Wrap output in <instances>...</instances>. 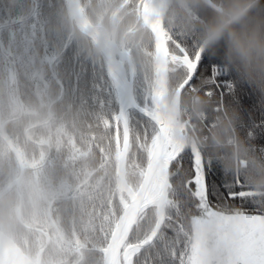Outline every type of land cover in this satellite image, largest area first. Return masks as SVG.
Segmentation results:
<instances>
[{"label":"trees","instance_id":"1","mask_svg":"<svg viewBox=\"0 0 264 264\" xmlns=\"http://www.w3.org/2000/svg\"><path fill=\"white\" fill-rule=\"evenodd\" d=\"M94 24L112 31L117 14L116 42H125L135 65V96L143 102L155 69L154 35L140 28L142 0H80ZM182 1V0H181ZM256 0H175L164 29L173 40L198 47L230 18ZM127 2V3H126ZM131 30V31H129ZM74 31V36H72ZM112 33V32H111ZM124 38V39H123ZM229 65L244 93L243 110L225 101L217 111L216 98L200 92L199 109L215 125L222 145L212 138L195 149L220 169L229 181L243 182L264 195V140L250 141L240 131L243 119L259 123L264 117V12L260 1L246 16L228 26L206 48ZM147 77V80L145 79ZM183 80L179 66L170 63L172 98ZM117 89L100 47L72 22L66 0H0V124L16 145L28 169L20 189L0 197V229L30 259L39 250L43 264H97L99 230L107 210L119 202L118 140L107 122L119 112ZM184 103V98L181 104ZM52 114V118H50ZM130 111V123L139 117ZM237 139V156L231 141ZM128 155L126 178H137ZM245 160L246 165L240 162ZM20 173L18 157L1 135L0 193ZM22 195V198H20ZM22 203V216L17 215ZM106 227V226H105Z\"/></svg>","mask_w":264,"mask_h":264},{"label":"snow or ice","instance_id":"2","mask_svg":"<svg viewBox=\"0 0 264 264\" xmlns=\"http://www.w3.org/2000/svg\"><path fill=\"white\" fill-rule=\"evenodd\" d=\"M260 4L264 12V0ZM153 32L157 79L149 83L138 119L130 123L121 112L107 122L125 160L135 152L130 167L137 183L122 189L118 204L104 214L97 264H210L213 243L230 249L227 264H264V195L183 148L174 120L160 113L166 85L158 77L170 62L178 65L180 88L215 97L218 109L227 101L242 111L251 89L224 70L218 55L173 40L163 28L153 26ZM246 115L240 131L247 128L250 141L264 140V117L249 123Z\"/></svg>","mask_w":264,"mask_h":264},{"label":"water","instance_id":"3","mask_svg":"<svg viewBox=\"0 0 264 264\" xmlns=\"http://www.w3.org/2000/svg\"><path fill=\"white\" fill-rule=\"evenodd\" d=\"M175 0H143L142 10H141V19L143 20L142 28H147L148 30L152 31L154 35L155 41V34L153 32V26L157 28H163L164 31V24L166 21V17L171 10V6L173 5ZM260 0H256L250 5H248L245 9L240 11L235 15V17L230 18L223 24L215 33L205 38V41L201 44L200 48L206 51V48L212 44L213 41L216 40V37L220 35L222 32L226 30V28L238 20L246 16L247 12H249L253 7L258 5ZM68 12H70V17L73 23H75L76 27L84 34L90 36L95 44H97L102 53L104 54L107 65H108V72L112 76L114 84L117 89V97L119 98L118 101V108L120 114L123 112L129 118V111L134 108L138 111L139 104L136 100V96L134 94L135 85V65L133 64L132 55L129 53L125 48V42L122 40V45L119 46L116 43V35H117V14L121 11L122 7L118 9L117 13L113 18V28L112 33H110L102 23L94 24L90 21L87 12L84 11L82 6V2L80 0H66ZM127 3V2H126ZM131 31V30H129ZM167 32V31H166ZM72 36H74V31H72ZM124 39V38H123ZM155 69H154V80L157 79L156 77V68L159 63L156 56L154 59ZM129 65V70L127 68ZM169 77H170V63L166 66V68H161L158 79L163 81L166 85L164 96L160 103V113L165 118H172L177 125V135L180 143L183 145V148L186 150V141L183 133V129L181 126V99L182 93L185 89H181L180 87L175 91V95L170 99L169 94ZM139 112V111H138ZM52 114H50V118ZM130 120V118H129ZM1 125V135L5 138L7 144L11 147L13 152L16 154L19 160V165L21 166L20 174L17 176L13 182H11L8 186H6L5 190L0 193V197L6 194L7 191L12 189V187H17L20 185L24 173L27 171L29 166H26L22 160L21 155L16 147L13 145L11 139L5 133L4 124ZM118 167H117V189L119 194L121 195V190L132 187L130 183H128L126 178V167L128 161L125 160L120 141H118ZM128 158V157H127ZM21 202L18 206V218L21 220ZM47 235V243L44 247L41 248L39 251L37 258L35 261L29 258V256L23 252V250L18 246V244L5 232L0 229V264H42L41 258L43 251L45 248L49 246L51 243L50 236L48 233Z\"/></svg>","mask_w":264,"mask_h":264},{"label":"built area","instance_id":"4","mask_svg":"<svg viewBox=\"0 0 264 264\" xmlns=\"http://www.w3.org/2000/svg\"><path fill=\"white\" fill-rule=\"evenodd\" d=\"M224 70L228 73H231L229 65L222 63ZM186 102L184 103V108L182 114L184 115V130H187V136L191 138L192 143L195 145L197 143L203 144L212 138L217 145H222L220 136L217 134L216 129L214 128V123H208V115L199 109L201 102L200 92L193 91L191 89H186ZM218 95V93H217ZM205 98H214L205 95ZM216 110H221L228 119L227 113H225V103L219 107L216 106ZM229 120V119H228ZM216 133V136H215ZM231 144L235 147L236 156H237V139L231 141ZM237 162H239V157L237 156ZM242 165H246V161H241Z\"/></svg>","mask_w":264,"mask_h":264},{"label":"rangeland","instance_id":"5","mask_svg":"<svg viewBox=\"0 0 264 264\" xmlns=\"http://www.w3.org/2000/svg\"><path fill=\"white\" fill-rule=\"evenodd\" d=\"M180 3L182 4L183 0L182 1L180 0ZM185 92H186V89L182 93L183 94L182 95V99L184 98V103L186 102V94H185ZM182 99H181V101H182ZM184 103L181 104L180 116H181V126H182V129H183V133H184V137H185V141H186V146H187L188 142L192 143V141H191V138L189 136H187V133H186L187 130H184V126H183L184 115L182 114V110L184 108ZM215 136H216V133H215ZM200 143H197V145H199ZM193 146H195L194 143H193ZM118 155H119V153H118ZM236 163L239 164L237 161H236ZM17 215H18V211H17ZM229 255H230V249L227 246H217L215 243H213L209 247L208 252H207V258H208L210 264H227V260H228Z\"/></svg>","mask_w":264,"mask_h":264},{"label":"flooded vegetation","instance_id":"6","mask_svg":"<svg viewBox=\"0 0 264 264\" xmlns=\"http://www.w3.org/2000/svg\"><path fill=\"white\" fill-rule=\"evenodd\" d=\"M142 4H143V0H142ZM141 8H142V5L139 7V20L142 21V25H141L140 28H142V26H143V20L141 19V15H140V14H141V10H142ZM116 19H117V18H116ZM102 25H103V24H102ZM164 25H165V24H164ZM103 26H104V25H103ZM116 26H117V25H116ZM112 28H113V25H112ZM107 30H108V29H107ZM111 32H112V31H111ZM111 32H110V33H111ZM116 36H117V35H116ZM116 43H117V42H116ZM119 46H121V45H119ZM125 48H126V47H125ZM132 60H133V59H132ZM127 68H128V70H129V65H127ZM134 80H135V79H134ZM153 80H154V79H153ZM134 94H135V91H134ZM170 99H172V98L170 97ZM136 100H137V102H138L139 105L142 103V102L137 98V96H136ZM133 109H134V108H132L130 111H132ZM135 110H136V109H135ZM130 111H129V113H130ZM136 111H137V110H136ZM137 112H138V111H137ZM4 127H5V125H4ZM16 147H17V146H16ZM17 149H18V148H17ZM18 151H19V150H18ZM19 154H20V153H19ZM15 155H16V154H15ZM21 157H22V156H21ZM22 160H23V159H22ZM18 161H19V160H18ZM23 162H24V161H23ZM24 164H25V163H24ZM19 166H20V165H19ZM27 166H29V165H27ZM29 167H30V168H28V169H33V168H35V167H33V166H29ZM28 169H27V170H28ZM20 171H21V166H20ZM25 173H26V172H25ZM25 173H24V174H25ZM19 174H20V173H19ZM23 176H24V175H23ZM23 178H24V177H23ZM22 180H23V179H22ZM21 183H22V181H21ZM21 183H20V185L17 186L18 189H20V187H21ZM20 198H22V195H20ZM21 207H22V204H21ZM46 239H47V235H46ZM50 241H51V239H50ZM50 244H51V243H50ZM50 244H49V245H50ZM48 247H49V246H48ZM48 247H47V248H48ZM40 250H41V249H40ZM40 250H39V251H40ZM45 250H46V248H45ZM45 250H44V251H45ZM44 251H43V252H44ZM42 256H43V254H42ZM36 258H37V257H36ZM41 261H42V258H41ZM41 263H42V262H41ZM42 264H43V263H42Z\"/></svg>","mask_w":264,"mask_h":264}]
</instances>
